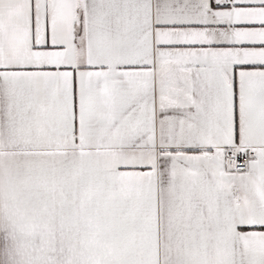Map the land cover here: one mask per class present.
Returning <instances> with one entry per match:
<instances>
[{"label":"snow or ice","instance_id":"1","mask_svg":"<svg viewBox=\"0 0 264 264\" xmlns=\"http://www.w3.org/2000/svg\"><path fill=\"white\" fill-rule=\"evenodd\" d=\"M0 264H264V0H0Z\"/></svg>","mask_w":264,"mask_h":264}]
</instances>
